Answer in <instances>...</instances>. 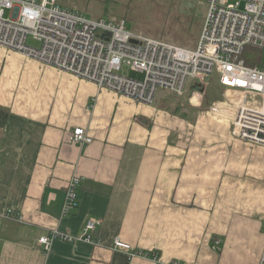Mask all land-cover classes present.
I'll return each instance as SVG.
<instances>
[{
    "label": "crops",
    "instance_id": "obj_1",
    "mask_svg": "<svg viewBox=\"0 0 264 264\" xmlns=\"http://www.w3.org/2000/svg\"><path fill=\"white\" fill-rule=\"evenodd\" d=\"M165 105L0 47V264H258L264 146L233 137L208 109L191 121ZM75 127L92 142L70 143ZM72 176L78 205L61 217ZM89 218L101 220L99 245L54 241L45 258L41 236L78 235ZM115 238L157 258L128 259Z\"/></svg>",
    "mask_w": 264,
    "mask_h": 264
},
{
    "label": "built area",
    "instance_id": "obj_2",
    "mask_svg": "<svg viewBox=\"0 0 264 264\" xmlns=\"http://www.w3.org/2000/svg\"><path fill=\"white\" fill-rule=\"evenodd\" d=\"M202 1L208 8L197 46L190 50L136 35L124 21L89 19L57 0H0V47L145 105L154 103L158 90L182 96L189 81L203 89L193 91L190 98L195 103L196 96L199 103L203 86L216 72L219 85L240 101L230 100L225 92L224 101L213 103L210 112L229 119L233 137L264 146V67L260 62L247 66L242 59L247 47L264 50V0ZM28 38L39 46H30ZM123 66L142 79L123 75ZM69 141L86 146L92 138L84 128L75 127ZM80 186L76 176L67 182L61 217L77 208ZM100 224L89 218L78 235L53 229L38 239V245L45 258L54 241L97 246ZM111 249L124 252L128 259L157 258L120 238L113 240ZM258 264H264V251Z\"/></svg>",
    "mask_w": 264,
    "mask_h": 264
},
{
    "label": "rangeland",
    "instance_id": "obj_3",
    "mask_svg": "<svg viewBox=\"0 0 264 264\" xmlns=\"http://www.w3.org/2000/svg\"><path fill=\"white\" fill-rule=\"evenodd\" d=\"M57 3L80 12L89 19L124 21L127 28L136 35L190 50L197 46L208 8L207 3L202 0H57ZM27 43L35 48L39 46L31 38H28ZM255 52L264 67V50L255 49ZM121 73L131 78L142 79L141 74L131 71L126 66L122 67ZM203 88L204 98L202 97L199 103L190 102L192 93L189 91L184 92L182 96H176L171 92L158 90L154 98L155 106L159 103L166 104L167 109L171 112L175 110L178 112L175 114L182 119L188 116L186 118L193 121L195 115L202 110L208 109L210 112L209 108L213 103L224 101L226 91L219 85L216 72L209 76ZM196 90L198 89L193 91ZM202 90L200 88L198 91Z\"/></svg>",
    "mask_w": 264,
    "mask_h": 264
},
{
    "label": "trees",
    "instance_id": "obj_4",
    "mask_svg": "<svg viewBox=\"0 0 264 264\" xmlns=\"http://www.w3.org/2000/svg\"><path fill=\"white\" fill-rule=\"evenodd\" d=\"M242 59L244 60V63L250 67H253L259 63V58L257 57V52H255V49H245L242 54Z\"/></svg>",
    "mask_w": 264,
    "mask_h": 264
},
{
    "label": "bare ground",
    "instance_id": "obj_5",
    "mask_svg": "<svg viewBox=\"0 0 264 264\" xmlns=\"http://www.w3.org/2000/svg\"><path fill=\"white\" fill-rule=\"evenodd\" d=\"M226 96L232 100L235 101L236 103L240 101V97L234 93L233 91H227L226 92ZM195 100H197L196 96H194V98L192 99V101L194 102Z\"/></svg>",
    "mask_w": 264,
    "mask_h": 264
},
{
    "label": "water",
    "instance_id": "obj_6",
    "mask_svg": "<svg viewBox=\"0 0 264 264\" xmlns=\"http://www.w3.org/2000/svg\"><path fill=\"white\" fill-rule=\"evenodd\" d=\"M107 36H109V34H106Z\"/></svg>",
    "mask_w": 264,
    "mask_h": 264
}]
</instances>
